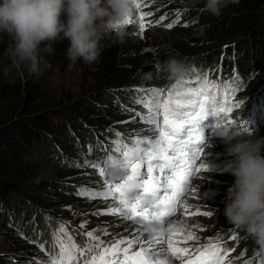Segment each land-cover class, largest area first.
<instances>
[{
	"label": "trees",
	"instance_id": "trees-1",
	"mask_svg": "<svg viewBox=\"0 0 264 264\" xmlns=\"http://www.w3.org/2000/svg\"><path fill=\"white\" fill-rule=\"evenodd\" d=\"M138 2L144 10L143 17L148 18L146 33L138 34L140 25L128 24L123 42H103L107 46L99 61L91 65L69 61L65 40L53 42L50 51L41 46L39 72L30 73L27 68L8 72L10 61L5 49L10 41L3 38L0 246L7 249L0 252V264H48L58 255L61 244L88 248L90 239L80 229L72 205L78 211L91 209L96 202L79 192L107 190L97 158L103 161L118 155L117 141L123 144L151 134L144 131L150 126L141 122L143 113L136 116V122L131 123L130 117L134 107L152 98L153 91L166 95L175 83L155 73L158 62L171 57L183 59L192 68L187 78L206 76L222 93L233 90V109L228 119L236 124L225 131L226 136L237 131L264 137V0H238L219 17L204 12L202 3L187 7L188 0ZM134 15L135 11L132 20ZM170 23L172 28L167 27ZM237 103L239 108L234 106ZM209 121L206 129L213 127L214 120ZM216 133L214 130L205 138L221 149L211 166L225 156L224 136ZM68 157L73 168L62 163V158ZM76 160L82 168H78ZM42 170L46 174L40 175ZM214 182L218 184L210 186L211 192L206 194L218 202L225 198L234 177L226 174L214 178ZM96 198L118 205L113 197ZM219 215V222L203 228L209 230L207 234L215 244L231 247L228 262H264V253L258 252L251 238L225 222L223 213ZM128 223L110 241L134 238L135 229H130ZM109 231H113L112 227L105 230ZM106 239L103 236L102 240ZM189 242L194 252L201 246L193 239ZM249 243L254 246L246 249ZM108 247L112 246L104 242L97 252L85 255L92 258ZM168 259L174 264L172 258Z\"/></svg>",
	"mask_w": 264,
	"mask_h": 264
},
{
	"label": "snow or ice",
	"instance_id": "snow-or-ice-1",
	"mask_svg": "<svg viewBox=\"0 0 264 264\" xmlns=\"http://www.w3.org/2000/svg\"><path fill=\"white\" fill-rule=\"evenodd\" d=\"M133 2L134 8L139 10L141 4L138 0ZM140 20L143 21L142 16ZM131 22L129 18L125 20L126 25ZM167 27L172 28L173 24L170 23ZM143 29L144 24L141 22L140 30ZM151 96L144 105L146 114L141 116L137 112L141 116V122L150 126L144 131L151 134L123 144L117 141L118 155L103 161L97 158V166H102L101 175L107 185L106 191L79 192V195L89 198L113 197L119 207H113L105 214H118L129 222L128 227L135 229L136 235L132 239H121L112 247L104 248L98 255H93L91 261L85 260L84 264H160L162 257H166L169 262V256L181 264H223L219 245L213 244L204 250L196 249L198 254L195 258L189 249L175 247L173 235H186L188 239L194 237L191 233H185L171 217L177 214V205L190 190L189 185L194 175L207 170L206 166L197 165L203 152V148L198 147L203 144L201 125L209 118L214 120V128L224 131L236 124L235 120L228 119V114L233 109V90L222 93L203 76L175 82L166 95L163 91L156 90ZM234 106L239 108L240 104ZM244 131L248 129L245 128ZM124 177L135 180L139 185L132 195H125L120 189ZM157 224L177 227L167 241L144 240L141 235L144 234V229ZM87 236L91 238V242L87 249L79 252L81 257L86 253L97 252L104 245V241L94 236L93 232H88ZM165 243L166 248L162 246ZM122 245L126 246L121 247ZM135 245H140L139 250L133 251ZM226 252L227 249H224V254ZM186 254L187 260L184 259ZM76 259V246L61 244L58 255L53 256L48 264H73Z\"/></svg>",
	"mask_w": 264,
	"mask_h": 264
},
{
	"label": "clouds",
	"instance_id": "clouds-1",
	"mask_svg": "<svg viewBox=\"0 0 264 264\" xmlns=\"http://www.w3.org/2000/svg\"><path fill=\"white\" fill-rule=\"evenodd\" d=\"M237 2L238 0H188L186 6L194 7L202 3L204 12L219 17L224 9ZM133 11V0H0V40L7 37L10 41L5 49L10 61L6 71H22L27 68L30 73L39 72L41 46L45 45L50 51L53 42L65 40L68 42L65 56L73 64L78 61H83L86 65L96 63L107 46L103 42H123L127 35L125 20L132 16ZM154 71L166 80L178 82L186 79L192 68L183 59L171 57L156 63ZM222 143L225 145L227 159L223 167H209L210 186L218 184L214 182V178L226 174L234 177V182L226 189L224 217L228 224L242 229L251 238L258 252L264 253V137L233 132L224 136ZM138 188L135 180L122 178L120 189L123 194L132 195ZM187 195L184 197L187 201H180L182 209L188 211V216L182 218L190 217L195 208ZM200 216H192V221H181L177 225L185 233L187 229L184 223L189 224V229L196 226L191 234L193 240L201 245L196 249L204 250L215 243L203 228V222L196 221ZM176 227L157 224L145 228L144 233L149 240H164ZM180 237L186 242L174 241V244L196 253L190 239L186 235ZM219 246L223 264H230L228 257L232 252L231 247ZM224 249H227L226 254ZM168 260L169 262L166 257H162L160 264H173Z\"/></svg>",
	"mask_w": 264,
	"mask_h": 264
},
{
	"label": "rangeland",
	"instance_id": "rangeland-1",
	"mask_svg": "<svg viewBox=\"0 0 264 264\" xmlns=\"http://www.w3.org/2000/svg\"><path fill=\"white\" fill-rule=\"evenodd\" d=\"M133 16V14H132ZM132 16L129 18L132 22V24L134 25H140L141 22H143L144 27H145V23L148 21V18H143V21L140 20V17L138 16V13L135 11V15H134V20H132ZM128 26V25H126ZM146 33V29L144 28L143 31H141L139 29L138 34L144 35ZM2 40H0V45H1ZM77 77H79L78 75H75ZM54 81V77H51V82ZM137 110L135 113H133L132 115L134 116L132 119H135L137 116ZM123 119V117L119 118L118 120L121 121ZM210 125V121L207 120L205 121L202 125H201V131H202V137L203 135H206V133L208 135H211L212 132H214V130L211 128V126L206 129L207 126ZM215 131L217 132L216 134L220 135V136H226V133L223 129H217L215 128ZM210 139H205L204 141V146L205 149L202 153L201 159L199 161H197V164L200 162L204 163V166H206L207 170L206 171H201L199 173H196L194 175V182L193 184H191L190 188H191V192L189 194V198L190 200H192V203L194 204L195 208L192 210L191 212V216L187 217V218H178L177 216L172 217V219L177 222L176 220H178V223L182 222H188V221H192V216H199L196 215L197 212H201L200 213V217L196 220L197 222L199 220H201L203 222V224L207 227L210 228L211 226H213L216 222H219V214L223 213L224 210V206H225V198H221L219 199L218 202H214L210 200L209 193L211 192V190L208 188L210 186V182L208 180V175H209V167L211 166L212 162L214 161V159L217 157L219 150L221 149H216V146L214 144L210 143ZM223 151L225 152V149H223ZM226 156H223L218 160L217 165L219 167H223V164L226 162ZM46 174V171L42 170V172H40V175ZM92 192V191H89ZM205 194V198L203 200V195ZM207 198H209V201L207 202ZM90 202H96V205L94 207H92L91 209H83L80 208V211H78V209H76V206L72 205L73 211L75 213V215L78 217V225L80 227V229L84 230L86 233L88 232H93L94 236H96L97 238H99L100 240L103 239V236H106L107 239L106 242L109 246H113L115 245L119 240L123 239L122 237L119 238L117 237L115 240L110 241L115 235H119L121 233L120 229L123 227V225L127 222L124 221L118 214H105L108 213L109 210L113 207H119L118 205H114V204H109L106 203L105 199H96V198H89ZM197 204V205H196ZM211 213L210 215H204L203 213ZM225 222H227L225 220ZM113 229V231H109V232H105V230L111 228ZM184 227L187 229V233H191V231L196 229V226H192L189 229V224L188 223H184ZM189 229V230H188ZM242 230V229H240ZM209 232V230L207 231ZM107 233V234H105ZM90 242H91V238L89 237ZM252 241V240H250ZM253 243H249L250 246H247L246 249H250ZM126 245H122L121 247H124ZM7 246L1 247L0 246V252H6ZM77 250V259L75 261H73V264H84V261H91L92 258H88L85 256L81 257L79 255V252L82 251L79 248H76ZM139 250V248L137 249L136 246H134L133 251H137ZM175 264H178V261L175 260Z\"/></svg>",
	"mask_w": 264,
	"mask_h": 264
}]
</instances>
